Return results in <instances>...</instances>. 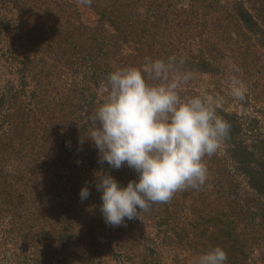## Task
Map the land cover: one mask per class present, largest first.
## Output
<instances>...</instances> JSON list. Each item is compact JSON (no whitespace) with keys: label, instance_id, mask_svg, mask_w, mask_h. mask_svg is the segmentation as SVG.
Here are the masks:
<instances>
[{"label":"trees","instance_id":"obj_1","mask_svg":"<svg viewBox=\"0 0 264 264\" xmlns=\"http://www.w3.org/2000/svg\"><path fill=\"white\" fill-rule=\"evenodd\" d=\"M0 42L18 77L0 95V264H197L216 246L264 264V0H0ZM172 56L192 74L179 95L221 97L230 134L198 189L108 225L94 174H138L98 163L89 117L111 72Z\"/></svg>","mask_w":264,"mask_h":264},{"label":"clouds","instance_id":"obj_2","mask_svg":"<svg viewBox=\"0 0 264 264\" xmlns=\"http://www.w3.org/2000/svg\"><path fill=\"white\" fill-rule=\"evenodd\" d=\"M175 64L174 56L167 61L146 57L142 68L128 66L111 72L107 95L89 117L93 127L87 139L98 150V163H107L111 169L126 165L138 174L126 186L108 172L94 174L101 194L100 212L108 225L135 219L140 211L169 201L179 190L198 189L207 178L203 158L213 155L230 134V124L215 110L221 97L179 95L178 88L192 74H173ZM230 90L233 97L244 99L242 83L235 77ZM79 195L86 200L89 187H82ZM227 259L226 251L216 246L201 254L197 264H226Z\"/></svg>","mask_w":264,"mask_h":264},{"label":"rangeland","instance_id":"obj_3","mask_svg":"<svg viewBox=\"0 0 264 264\" xmlns=\"http://www.w3.org/2000/svg\"><path fill=\"white\" fill-rule=\"evenodd\" d=\"M4 50L5 46L0 42V95L4 93L8 87L18 86V77L13 69H10V63L6 61L5 55L3 54Z\"/></svg>","mask_w":264,"mask_h":264}]
</instances>
